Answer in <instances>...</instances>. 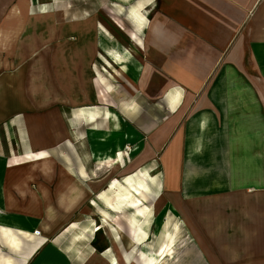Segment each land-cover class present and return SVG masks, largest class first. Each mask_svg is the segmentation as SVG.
Here are the masks:
<instances>
[{
	"label": "crops",
	"instance_id": "obj_1",
	"mask_svg": "<svg viewBox=\"0 0 264 264\" xmlns=\"http://www.w3.org/2000/svg\"><path fill=\"white\" fill-rule=\"evenodd\" d=\"M152 3L144 9V3L138 2L135 9L138 17L144 13L133 22L137 59L128 74L131 90L127 89L136 102L142 93L146 116H140L136 103L126 115L136 119L143 131L163 120L165 157L178 158L177 165L163 158L166 175L159 198L163 212L179 220L182 232L179 258L172 264H264V0ZM17 6L0 5V30L12 29L15 35L12 46L0 44V125L8 119L7 97L24 92L19 62L37 57V42L42 40L37 34L44 36L47 27L46 20L36 19L27 5ZM85 28L69 33L68 37L78 36V41L71 39L73 50L68 49L71 68L79 44L87 51L94 40V28ZM33 35L36 45L31 48L26 41ZM119 52L121 64L126 63L128 54ZM32 69L30 82L40 83L43 90L41 68L40 73ZM84 79L91 93L82 98L96 104L93 83L98 79L89 65ZM119 96L117 101H123ZM155 98L161 103L152 102ZM20 100L19 108L30 107L23 96ZM29 118L33 127L28 126L31 147L26 153L12 147L17 139L0 134V264H144L156 246L146 242L150 232L147 236L144 230L139 232L133 219L130 228H123L119 214L124 209L118 203L123 204L119 197L125 184H142L148 194L149 167L117 188L124 175L125 153L120 145L114 150H74L66 163L47 164L43 158V164L32 165L26 155L46 150L44 141L60 162V141L71 137L59 129L47 136L37 134L34 130L41 119ZM97 120H108V114ZM152 156L147 148L133 163ZM97 165L109 167V175L116 176V182L108 185H115L112 196L117 201L107 197L106 210L96 207L103 205L101 193L107 182ZM111 213L116 216L112 223L107 221ZM100 221V229H93ZM125 230L130 234L125 235ZM101 233H107L105 239L97 240Z\"/></svg>",
	"mask_w": 264,
	"mask_h": 264
},
{
	"label": "rangeland",
	"instance_id": "obj_2",
	"mask_svg": "<svg viewBox=\"0 0 264 264\" xmlns=\"http://www.w3.org/2000/svg\"><path fill=\"white\" fill-rule=\"evenodd\" d=\"M138 2L144 3V9L153 4L152 0H0V5L16 4L20 7L27 5L31 15L36 19L41 20L43 18V20H46L47 26L44 36L37 34L40 40L42 39L40 44L37 42V57L30 55L31 57L28 56L26 60L19 62V65L21 64L19 68H21V73L23 74L24 89L20 96H23L29 102L30 107L19 108L18 105L21 104L19 103L21 102L20 96L9 94L5 108L9 115L8 119L0 125V134L6 133V139H17L16 143L15 141L12 142V147L16 151L20 150L25 153L31 147L28 140V126L31 128L33 125H30L32 122L28 120L30 119L29 117L41 119L37 129L34 130L37 134L42 135L43 132L47 136L51 135L53 130L59 129L60 134L70 135V140L67 138L62 140L58 146L60 149V162L53 159L51 154L52 147L49 145L50 143L48 144V142L44 141L46 150L41 149L26 155L32 165L39 161H42L43 164V158L48 160L47 164L66 163L68 154H73L74 150L84 148L114 150L116 146L120 145L125 153V157L122 156L121 163L124 175L122 178H118L117 188L125 184L126 178L134 179L139 170L144 172L148 167L146 174L151 175V178L148 175L145 176L149 184V190L148 194H146V189H144L146 199L138 206L125 204V201H122V196L125 193L123 191L122 196L120 195L119 197L120 199L122 198L120 202L122 201L123 204H118L120 206L123 205L121 208L124 210L122 213L120 212L119 219L122 218L123 228L125 229L130 228L134 220L136 221L135 225L138 224L136 228H138L139 232L144 230L146 236L150 232L146 242L151 241L150 244H155L157 253L160 252L161 245L165 241L164 229H166L167 236L172 237V242L160 264H164L168 258L171 259L167 264H172L179 258L178 252L181 246L182 232L179 220L168 211H165L167 213L165 215V212H163L164 206L159 205V198L162 196V182L164 175H166L165 165L167 163L163 162V158H166L167 162L173 165L178 164V158L165 157L167 136L163 138L164 135H162L165 128L163 120H158L149 131H143V126H140L136 119L131 120L126 115V110H130L132 105L134 106L136 103L140 107V116H146L144 112H146L147 107V101L143 100L142 93H139L140 97L136 102L135 99L128 96L130 94L127 92V89L131 90V82L129 81L131 78L128 77V74L133 67L132 62L137 59V50L133 48L132 43L133 38H135L133 28L135 24L133 22L134 18H137L134 10ZM143 13L141 12V18ZM148 14L149 11H145V15L147 16ZM86 26L94 28V40L89 42L90 49L87 51L82 49L84 45H76L78 46L76 57L73 58L71 68L68 63L67 43L71 39L78 41V36L71 35V37H68L69 33L73 30H83ZM82 42L77 43L82 44ZM26 43L31 48L35 47L36 40L34 35ZM109 49L128 51L129 60L121 64L122 59L114 60L107 52ZM23 53L25 54V49H23ZM86 65H89V68L95 72L98 79L93 83V93L98 98L96 104H90L85 99L91 93L85 89L84 73ZM32 67L39 73L41 68V74L45 79L43 90L40 83L32 85L30 82L33 73ZM118 72L119 75L117 76ZM73 75L75 77L71 79L72 91L70 78ZM73 81H77L82 86V89L80 90V85L73 83ZM124 87L125 89L123 90L122 88ZM101 89H103V92ZM106 90L108 93H106ZM99 91H101V94ZM79 95H81L82 100ZM119 95H123V101H117V97L121 98ZM83 96L85 97L84 99L82 98ZM55 100L59 104L55 103ZM152 102L161 103L159 98L152 99ZM0 111H3V108H0ZM91 113L92 118H90ZM101 114L103 118L108 114V120L94 121ZM90 139H93V141L91 142ZM158 141H160V144L157 148L155 143ZM147 148L154 152V156L147 158L140 164H134L133 162ZM127 152H129V158L126 156ZM123 157L125 160L128 158V160L124 161ZM53 160L55 161L52 162ZM96 167L101 173L100 175L107 179L106 186L103 188L104 193H101L103 205L100 201L101 205L96 207L106 210L105 199L107 197L114 203L117 201L112 196L115 185L113 188L108 185L113 179L116 182V176L115 173L109 175V167L102 165H97ZM129 185L125 184V187ZM148 200L150 201L149 204ZM144 206L149 209L146 216L140 213V209H144ZM114 215V213H111L110 217L108 216L110 222L111 219L115 220L116 216ZM101 224L103 223L100 221V224L93 229L99 230ZM106 234L101 233L96 239H105L103 236H106ZM124 234L129 235L130 232L125 230ZM146 242H142L140 246H144ZM140 258H143V256ZM141 264H143L142 261Z\"/></svg>",
	"mask_w": 264,
	"mask_h": 264
},
{
	"label": "bare ground",
	"instance_id": "obj_3",
	"mask_svg": "<svg viewBox=\"0 0 264 264\" xmlns=\"http://www.w3.org/2000/svg\"><path fill=\"white\" fill-rule=\"evenodd\" d=\"M12 6H13V4H12ZM134 13L136 14L137 11L135 12V10H134ZM135 16H137V14ZM141 16L142 15L140 14V16L139 17L137 16V17L138 18H141ZM45 27H46V25H45ZM46 29L47 28L43 29V32H46ZM79 38L80 39L83 38V33H79ZM73 41L74 40H71L70 43H67V50L68 49L69 50H73V48H74V45L72 43ZM14 42H15V35H14V32H13L12 29L11 30H8V29H6V30H0V44H4V45H6V47H10V46L13 45ZM122 51H123V54L127 57V54H129L128 51H125V50H122ZM108 54L114 60H116V61L121 60L123 58L121 56L122 53H120L116 49H110V50H108ZM13 76H14V74L12 75V78H13ZM92 100H96V99L95 98H92ZM107 164H112V161H108ZM111 183H110V185H111ZM144 189H146V186H144L142 184L138 185V187H133L131 185L124 187L123 188V191H125V193L123 194L122 197H123V201H125V204H128L130 206H138V204L142 203V201H144L146 199V194L144 193ZM148 211H149V209H148L147 206H144V209H140V213L142 215H144V216H146V214H148ZM103 216H104L103 217L104 220H102V222L104 223L105 222V216L106 215H103ZM107 221L110 222V219L108 218ZM164 236H165V241L162 243L163 245H162V248H161V252L160 253L159 252L158 253L155 252V253L148 254V259L145 261V264H160L161 263V259H163L164 256L166 255L167 250H168V248H169V246L171 245V242H172V237L171 236H169V237L167 236V230L166 229H164ZM143 251H145V250H143Z\"/></svg>",
	"mask_w": 264,
	"mask_h": 264
},
{
	"label": "built area",
	"instance_id": "obj_4",
	"mask_svg": "<svg viewBox=\"0 0 264 264\" xmlns=\"http://www.w3.org/2000/svg\"><path fill=\"white\" fill-rule=\"evenodd\" d=\"M34 233H35V234H37V233H38V231H37V230H35V231H34Z\"/></svg>",
	"mask_w": 264,
	"mask_h": 264
}]
</instances>
